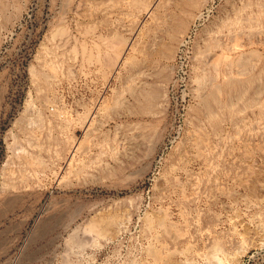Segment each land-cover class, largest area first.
<instances>
[{
    "label": "rangeland",
    "instance_id": "1",
    "mask_svg": "<svg viewBox=\"0 0 264 264\" xmlns=\"http://www.w3.org/2000/svg\"><path fill=\"white\" fill-rule=\"evenodd\" d=\"M0 264H264V0H0Z\"/></svg>",
    "mask_w": 264,
    "mask_h": 264
},
{
    "label": "bare ground",
    "instance_id": "2",
    "mask_svg": "<svg viewBox=\"0 0 264 264\" xmlns=\"http://www.w3.org/2000/svg\"><path fill=\"white\" fill-rule=\"evenodd\" d=\"M217 44V43H216ZM220 45V44H219ZM214 47H217V46H215L214 45ZM235 50V49H234ZM233 51V50H232ZM220 56H222V54L220 55ZM107 58V57H106ZM111 60V59H110ZM220 60V59H219ZM106 61V60H105ZM109 61V60H108ZM228 62V61H227ZM214 64V63H213ZM231 77V76H230ZM235 77V76H234ZM226 78V77H225ZM227 79V78H226ZM233 79V78H232ZM234 80V79H233ZM236 80V79H235ZM239 82V81H238ZM232 83H235L234 81H232ZM232 83H231V85H232ZM237 83V82H236ZM225 263V262H224Z\"/></svg>",
    "mask_w": 264,
    "mask_h": 264
}]
</instances>
